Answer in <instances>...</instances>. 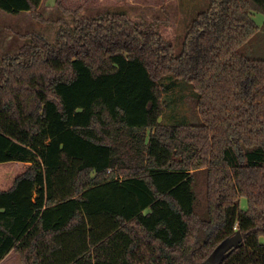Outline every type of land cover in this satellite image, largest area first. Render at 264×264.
I'll use <instances>...</instances> for the list:
<instances>
[{"label": "trees", "instance_id": "16d2710c", "mask_svg": "<svg viewBox=\"0 0 264 264\" xmlns=\"http://www.w3.org/2000/svg\"><path fill=\"white\" fill-rule=\"evenodd\" d=\"M41 2L0 10L42 21ZM253 12L264 0H207L179 53L159 19L73 12L53 41L27 33L3 55L0 163L27 166L0 189V262L14 250L22 264H205L239 232L215 264H264V22ZM176 87L195 93L196 122L164 119Z\"/></svg>", "mask_w": 264, "mask_h": 264}, {"label": "rangeland", "instance_id": "374dc122", "mask_svg": "<svg viewBox=\"0 0 264 264\" xmlns=\"http://www.w3.org/2000/svg\"><path fill=\"white\" fill-rule=\"evenodd\" d=\"M206 5L207 0H62L59 7L55 0H42L37 10L42 21L34 19L29 12L11 14L0 10V58L6 54L16 53L18 47L27 42L25 38L27 33L38 32L53 41L59 24L64 21L71 25L74 13L78 17H91L104 11L124 12L134 20H161L160 34L165 40L172 42L175 53H179L188 22ZM252 17L257 25L263 24L264 15L261 12H253ZM246 47H249L248 51L260 50V45L255 41L249 42ZM260 51L259 56L264 55V51ZM165 98L167 103L164 119H168L167 122H173L178 118L189 122L198 120L196 95L193 91L186 87H176L175 94L167 91ZM26 166V163L18 161L1 162L0 189L9 188L15 176ZM239 205L241 209H246L244 197L240 198ZM221 256V252L217 250L205 264H215ZM0 264L22 262L19 254L12 250Z\"/></svg>", "mask_w": 264, "mask_h": 264}, {"label": "water", "instance_id": "95a60500", "mask_svg": "<svg viewBox=\"0 0 264 264\" xmlns=\"http://www.w3.org/2000/svg\"><path fill=\"white\" fill-rule=\"evenodd\" d=\"M241 241V234L237 232L235 235H233L230 239H228L219 249L218 251L223 252L227 248L238 244Z\"/></svg>", "mask_w": 264, "mask_h": 264}, {"label": "crops", "instance_id": "0c3cea01", "mask_svg": "<svg viewBox=\"0 0 264 264\" xmlns=\"http://www.w3.org/2000/svg\"><path fill=\"white\" fill-rule=\"evenodd\" d=\"M42 3V2H41Z\"/></svg>", "mask_w": 264, "mask_h": 264}]
</instances>
